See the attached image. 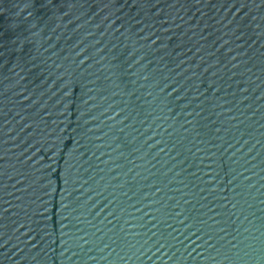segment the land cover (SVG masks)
<instances>
[{"label":"water","instance_id":"95a60500","mask_svg":"<svg viewBox=\"0 0 264 264\" xmlns=\"http://www.w3.org/2000/svg\"><path fill=\"white\" fill-rule=\"evenodd\" d=\"M0 264H264V0H0Z\"/></svg>","mask_w":264,"mask_h":264}]
</instances>
